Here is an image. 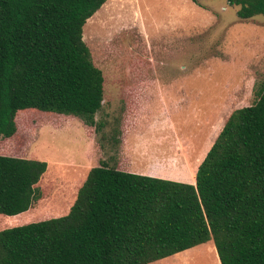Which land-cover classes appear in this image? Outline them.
Listing matches in <instances>:
<instances>
[{
    "label": "trees",
    "instance_id": "trees-1",
    "mask_svg": "<svg viewBox=\"0 0 264 264\" xmlns=\"http://www.w3.org/2000/svg\"><path fill=\"white\" fill-rule=\"evenodd\" d=\"M107 1L0 0L2 140L17 138L33 116L40 125L62 115L96 125L105 77L82 29ZM226 1L239 19L264 17V0ZM252 93L228 117L194 184L101 162L67 214L0 226V264H150L210 240L220 264H264V78ZM46 171V162L0 154V215L41 200Z\"/></svg>",
    "mask_w": 264,
    "mask_h": 264
},
{
    "label": "rangeland",
    "instance_id": "rangeland-1",
    "mask_svg": "<svg viewBox=\"0 0 264 264\" xmlns=\"http://www.w3.org/2000/svg\"><path fill=\"white\" fill-rule=\"evenodd\" d=\"M237 9L226 0L103 4L82 29L105 77L96 125L65 115L40 125L33 116L17 138L0 137V154L47 163L37 185L41 200L16 218L0 215V226L67 214L89 170L101 162L193 181L230 114L252 103L253 86L264 78V17L242 20ZM151 264L220 263L204 247Z\"/></svg>",
    "mask_w": 264,
    "mask_h": 264
},
{
    "label": "crops",
    "instance_id": "crops-1",
    "mask_svg": "<svg viewBox=\"0 0 264 264\" xmlns=\"http://www.w3.org/2000/svg\"><path fill=\"white\" fill-rule=\"evenodd\" d=\"M145 175L146 176H149V177H154V178H160V179H164V180H166V179H168L169 177H167V176H163V175H161V174H157L156 172H154V173H151V172H149L148 174H146L145 173ZM193 178H195L194 176H192ZM176 179V178H175ZM176 181L177 182H183V183H189V184H194V180L192 181V179H191V177H186V178H180V177H178L177 179H176ZM30 210V209H29ZM28 210V211H29ZM27 211V212H28ZM27 212H25V213H27ZM25 213H22V214H25ZM17 216V215H16ZM12 217H15V216H12ZM16 218V217H15ZM29 221H33V220H27V221H24V222H20V223H14V224H23V223H26V222H29ZM13 224V225H14ZM209 242H212V246H214V243H213V241L212 240H210V241H208V243ZM207 242L206 243H204V244H201V245H198V246H195V247H193V248H190V249H188V250H191L192 249V251L194 250H196L197 252H200V251H202V249L205 247V249H206V251H210V250H212V251H215V253H216V250H215V247H210V249L208 250V248H206L207 246ZM185 251H187V250H185ZM184 252V251H183ZM180 253H182V252H180ZM216 259H218V256H217V253H216ZM218 262H219V259H218ZM151 264V263H150Z\"/></svg>",
    "mask_w": 264,
    "mask_h": 264
}]
</instances>
